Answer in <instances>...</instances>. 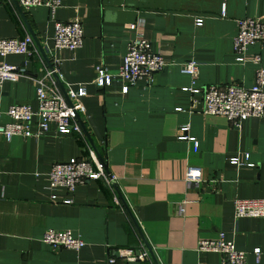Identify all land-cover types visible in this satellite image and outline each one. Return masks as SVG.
Returning <instances> with one entry per match:
<instances>
[{"label":"crops","instance_id":"obj_1","mask_svg":"<svg viewBox=\"0 0 264 264\" xmlns=\"http://www.w3.org/2000/svg\"><path fill=\"white\" fill-rule=\"evenodd\" d=\"M59 2L54 20H78L82 27V42L74 51L54 52L53 21L45 8L23 10L13 0H0V39L27 34L39 56L9 55L0 63L38 75L46 66L40 50L48 47L59 60L60 90L82 86L85 92L67 102L81 106L73 113L80 135H59L49 125L37 138H0V264H106L108 256L114 264L218 263L217 254L196 247L219 232L246 253L247 264H264V219H234L232 211L234 199L264 198V118L231 128L221 117L198 112L199 95L193 96L195 108H189L191 96L181 90L252 85L254 66L232 59L234 22L251 17L264 23V0ZM137 20L141 37L167 65L149 85L138 81L122 94L123 82L115 75L134 36L128 25ZM247 52L259 53L264 61V45ZM189 61L197 64L193 84L180 72ZM96 67L113 77L101 89L93 85ZM33 88L25 78L1 85L0 125L8 122L4 113L11 104L36 109ZM183 124L197 141L195 152L176 139ZM89 151L103 164L109 183L84 182L72 193L47 189L52 164L85 160ZM243 154L251 168L229 163ZM187 167L199 170L198 182H184ZM48 229L69 231L84 247L53 250L40 242ZM141 246L150 249L147 260L117 259V250Z\"/></svg>","mask_w":264,"mask_h":264},{"label":"built area","instance_id":"obj_2","mask_svg":"<svg viewBox=\"0 0 264 264\" xmlns=\"http://www.w3.org/2000/svg\"><path fill=\"white\" fill-rule=\"evenodd\" d=\"M17 6L23 10L35 7H43L47 10L48 17L53 21L52 25V49L74 51L80 47L82 42V27L78 20L62 23L54 20L56 10L61 7L59 0H14ZM223 17V9L220 10ZM235 33L232 38L231 55L234 63L239 65L250 64L254 66L253 83L250 87H243L239 84H228L224 86L208 85L201 89L190 86L181 89L189 92L190 106L193 109L198 103V112L204 116H217L223 118L231 128L239 129L241 123L249 118H264V61L259 53H248V47L264 45V23L256 18L244 17L235 20ZM195 26L201 25V20L194 21ZM142 25L141 20L128 25V29L134 31V36L126 45V51L121 64L116 72V77L123 82L120 92L126 93L128 88L136 82L143 81L150 84L155 74L161 72L167 65L164 59L150 48L148 41L143 39L138 31ZM46 60V66L38 75L26 74L22 69L0 63V87L5 82H15L20 78L30 80L34 85V101L36 109L32 110L27 105L11 104L4 115L8 122L0 125V138L9 140L12 137L37 138L48 132L49 125H53L54 132L59 135L81 134L78 123L73 119V113L81 111L78 103H67L77 97L84 96V88L78 87L73 91L68 88H59V60L48 47L41 51ZM38 53L33 46L29 35L22 38L0 39V59L3 60L9 55L26 56ZM180 72L189 76L191 84L197 75V64L189 61L180 66ZM112 76L102 68H95V79L93 85L96 88H103L110 84ZM194 95L200 99L196 103ZM66 98V99H65ZM176 112L181 111L175 109ZM34 120V122H33ZM33 127V130H32ZM188 125L183 124L177 128L176 139L185 141L191 145L192 152L197 149V141L187 135ZM248 155L243 154L231 158L229 163L237 167L244 166L251 168L252 164L247 162ZM200 172L197 168L187 167L183 180L187 185L198 182ZM47 189L55 191L60 188L68 193L82 185L84 182L104 180L109 183L104 172L103 164L98 161L94 154L89 151L85 160L71 158L63 162L51 165L47 173ZM55 199L54 195L50 196ZM114 202L115 199H114ZM62 204H70L71 200H63ZM179 213L182 208H178ZM234 219L251 218L264 219V198L262 199H234L232 201ZM40 242L49 248L79 251L84 247V242L79 236L70 234L69 231L45 230ZM196 250L198 252L215 253L220 257L218 263L205 264H247L246 253L235 249L231 239H226L224 234L219 232L215 239L199 240ZM117 259L123 262H143L149 258L145 247L126 248L116 251ZM255 258L259 250L251 252ZM116 259L108 256L106 264H114Z\"/></svg>","mask_w":264,"mask_h":264},{"label":"water","instance_id":"obj_3","mask_svg":"<svg viewBox=\"0 0 264 264\" xmlns=\"http://www.w3.org/2000/svg\"><path fill=\"white\" fill-rule=\"evenodd\" d=\"M13 3L17 6V4L15 3V1L13 0ZM18 7V6H17ZM19 13H20V11H18ZM40 52H41V50H40ZM45 58V57H44ZM66 99V98H65ZM66 101L68 102V100L66 99ZM148 253H150V249L148 248ZM151 254V253H150Z\"/></svg>","mask_w":264,"mask_h":264}]
</instances>
